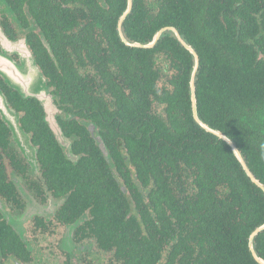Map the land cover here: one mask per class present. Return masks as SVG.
<instances>
[{"label":"trees","instance_id":"1","mask_svg":"<svg viewBox=\"0 0 264 264\" xmlns=\"http://www.w3.org/2000/svg\"><path fill=\"white\" fill-rule=\"evenodd\" d=\"M78 1L91 7L92 20L100 24V46L91 49V66L100 80L85 71L82 81L73 82L64 66L53 74L58 78V104L82 113L88 106L85 83L88 89L100 85L98 91H110L112 100L98 96L93 105L100 101L103 114L120 127V132L115 130L127 156L119 169L124 190L112 183L103 188L111 199L94 201L89 227L103 252L96 263L259 264L248 238L264 223V192L246 175L231 147L195 121L191 54L170 33L151 49L129 48L116 31L125 0H105L112 16L102 13L97 0ZM201 1L157 0L159 10L151 18L145 3L134 0L123 28L140 42L163 25L179 29L199 55L195 95L200 121L232 141L264 186V61L256 57L258 39H248L257 37L259 30H213L211 35L181 30L198 19ZM243 2L236 8L241 13ZM232 3L229 0L220 11L226 15ZM11 97L19 100L16 94ZM22 107L27 120L40 110L30 100ZM86 201L87 194L76 193L68 204L84 210ZM3 239L0 250L12 251L13 240ZM253 246L264 258V229L254 236Z\"/></svg>","mask_w":264,"mask_h":264},{"label":"flooded vegetation","instance_id":"2","mask_svg":"<svg viewBox=\"0 0 264 264\" xmlns=\"http://www.w3.org/2000/svg\"><path fill=\"white\" fill-rule=\"evenodd\" d=\"M97 1L102 13L112 16L111 4ZM142 1L153 18L159 10L157 0ZM228 1L202 0L198 19L188 22L181 30H199V34L208 35L213 30H259L257 37L248 39L253 43L258 39L256 57L264 61V0H256L254 5L252 0L248 3L233 0L225 15L220 7ZM242 2L245 10L241 13L236 8ZM130 3L121 25L127 0L117 18L119 40L129 48L151 49L164 33L173 34L191 54L192 68L194 54L198 57L195 85L199 55L176 27L163 25L157 29L163 31L151 47L132 45L150 42L156 31L144 42L126 34L123 23L133 9L134 0ZM98 26L92 20L91 7L78 0H0V56L8 63L13 62L28 82L40 84L33 96H24L0 73V242L4 237L6 242L13 240L12 251L0 250V264H97L96 257L102 256L99 238L89 227L92 208L95 200L111 199L103 189L105 186L115 183L120 191L124 190L119 169H123L127 156L121 136L116 133L120 127H115L114 120L103 114L105 107L100 101L98 106L93 105V99L99 96L110 101L113 97L110 91H98L100 85L94 87L96 90L88 89L87 81L83 96L88 106L83 112L75 106L63 108L58 104V78L53 77L54 72L67 66L72 72L66 74L68 80L82 81L85 71L100 80L98 71L91 66L94 60L91 49L100 46ZM42 84L43 94L47 96L45 103L38 98ZM13 94L19 97L18 101L11 97ZM29 100L37 103L40 110L31 113L27 120L22 104ZM5 106L18 126L15 133L1 114ZM113 138L119 142L115 143ZM51 183L60 187L53 189ZM76 193L87 194L84 210L79 205L68 204ZM67 206L76 213L65 212Z\"/></svg>","mask_w":264,"mask_h":264},{"label":"water","instance_id":"3","mask_svg":"<svg viewBox=\"0 0 264 264\" xmlns=\"http://www.w3.org/2000/svg\"><path fill=\"white\" fill-rule=\"evenodd\" d=\"M130 0H127V9L124 12V14L121 17L120 20V25L121 22L123 21V19L125 18L126 14L128 13L129 9H130ZM163 30H158L155 32V34L153 35L152 39L150 42L146 43V44H141L138 42L133 43L132 45L134 46H138V47H143V48H147V47H151L155 44V42L158 40L160 34L162 33ZM174 32H176L175 30H173ZM187 47V46H186ZM189 50H191V48L187 47ZM194 58H195V63L194 66L192 68V72H191V79H190V95H191V102H192V115L195 119V121L200 124L205 131L212 133L213 135H215L216 137H218L219 139H222L225 143H227L230 147L231 150L234 154V156L237 158V160L240 162L243 170L245 171L246 175L249 177V179L256 184L263 192H264V186L260 183V181L254 176V174L250 171V169L246 166V164L244 163L242 156L240 154V152L238 151V149L233 145L232 141L227 138L223 133L214 130L212 128H210L207 124L203 123L200 121L199 117H198V113H197V109H196V97H195V85H194V81H193V77H194V73L196 71L197 65H198V57L197 55L194 54ZM0 73L1 75H3L5 77V79L7 80V83L12 85L16 90H18L19 92H21L24 96L25 95H29V96H33L35 93V90L37 89V84H39V82H28L27 77L24 78L21 76V71L19 72L16 68V66L12 63H8L5 61V58L0 56ZM35 75V74H34ZM44 90V84H42L41 86H39L38 88V98L40 99V101H42L43 103H45L47 96L45 94H43ZM4 113H1L6 119L9 120L11 127L13 128V131L15 133V130H18V126H15V121H13V116L12 114H9L10 111L7 108V106L2 107ZM10 118V119H9ZM262 229H264V223L257 227L250 235L248 238V247L249 250L251 252V254L253 255L254 259L256 262H258L259 264H264V258H261L259 255L256 254L255 250H254V246H253V239L254 236L261 231Z\"/></svg>","mask_w":264,"mask_h":264},{"label":"rangeland","instance_id":"4","mask_svg":"<svg viewBox=\"0 0 264 264\" xmlns=\"http://www.w3.org/2000/svg\"><path fill=\"white\" fill-rule=\"evenodd\" d=\"M95 260V259H94ZM43 264H45V263H43ZM97 264H106L105 262H103V261H100V263H97Z\"/></svg>","mask_w":264,"mask_h":264}]
</instances>
